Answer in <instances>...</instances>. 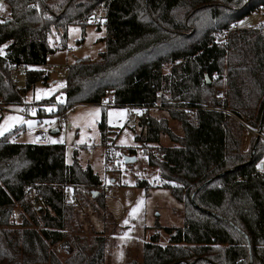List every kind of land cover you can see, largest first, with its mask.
Segmentation results:
<instances>
[{"label":"trees","instance_id":"16d2710c","mask_svg":"<svg viewBox=\"0 0 264 264\" xmlns=\"http://www.w3.org/2000/svg\"><path fill=\"white\" fill-rule=\"evenodd\" d=\"M1 1L8 8L0 19L1 105H33L23 95L48 80L36 67L56 51L51 34L62 39L71 24L84 29L103 5L105 51L71 66L67 107L98 105L111 94L115 106L144 107L138 116L144 143L159 142L161 134L173 142L156 148L161 157L149 153L147 163L158 168L162 186L181 205L183 223L163 228L166 245L152 234L142 259L124 264H264V142L253 137L241 149L244 124L264 128V28L231 29L264 0ZM7 63L29 67L24 88L10 81ZM165 64L171 65L168 73L162 72ZM219 88L222 100L215 97ZM152 107H164L182 134L151 116ZM38 113L46 115L42 108ZM98 127L103 142L104 115ZM10 135L0 137V264H106L105 236L66 232L76 204L106 210L103 192L92 197L91 188L102 184L99 176L76 156L67 164L61 143H16ZM66 187L76 204L65 199ZM27 190L35 193L25 198ZM14 204L23 211L18 228L9 224ZM66 237L73 251L61 259L54 246Z\"/></svg>","mask_w":264,"mask_h":264},{"label":"rangeland","instance_id":"374dc122","mask_svg":"<svg viewBox=\"0 0 264 264\" xmlns=\"http://www.w3.org/2000/svg\"><path fill=\"white\" fill-rule=\"evenodd\" d=\"M7 5L0 0V19L7 16ZM238 28L259 26L264 28V6L256 12L244 16L237 22ZM106 28L95 27L88 21L84 29L79 24L67 27L66 36L51 34L49 44L62 40L65 47L59 48L48 55L46 63L67 62L74 64L79 59L94 61L99 53L106 48ZM224 34L220 35L222 39ZM82 44V46H80ZM45 71V65L36 67ZM170 64L162 67L163 73H168ZM50 76L46 83L37 81L24 92L23 100L31 103L36 110L42 108L44 116H24L21 111L24 105H9L0 109V126L7 130L0 134L10 135V141L16 143H61L65 148V162L72 163L76 156L82 168L90 166L101 179V185L93 192H103L106 210H94L91 204L81 207L72 199V190L65 188V199L75 205L74 213L66 232L78 234L90 239L95 235H103L107 239L104 262L106 264H124L126 261L142 259L143 245L149 242L154 233H158L159 244L168 243V234L164 227H178L183 223L182 207L172 197L170 191L162 186L159 170L149 166L147 155L155 154L159 146H173L166 134H161L159 142L148 144L142 140L145 129L139 125V117L128 119L129 110L126 106H109L103 108L96 104L79 103L69 106L65 119L58 122L53 114L56 106L42 101L56 98L64 94L65 81ZM26 76L22 75L16 84L24 88ZM220 91L221 88L217 89ZM49 109H52L49 111ZM99 111H95V110ZM134 112V111H133ZM149 114L155 119H165L167 126L175 135L182 134V128L176 120L169 117L164 107L149 109ZM104 115L108 134L103 142L100 139L99 122ZM18 116L19 121H7L8 117ZM28 122H32L31 125ZM53 129L58 130L52 132ZM135 135H139L136 140ZM251 136L244 128L242 150L250 146ZM134 150L130 154L129 150ZM124 155L135 156V160L126 163ZM145 181L146 186H138L137 182ZM155 181L157 182L154 185ZM35 193V192H34ZM33 193V194H34ZM96 194V195H97ZM12 220L9 224L18 228L20 214L23 213L19 204L12 207ZM22 215V214H21ZM127 221V223H125ZM12 228V227H11ZM70 237H66L54 246L59 258L72 253Z\"/></svg>","mask_w":264,"mask_h":264},{"label":"built area","instance_id":"2783aa9c","mask_svg":"<svg viewBox=\"0 0 264 264\" xmlns=\"http://www.w3.org/2000/svg\"><path fill=\"white\" fill-rule=\"evenodd\" d=\"M90 23L92 25H94L95 27H104L106 28L107 25V7H104L103 5H100L98 7H96L93 10V13L90 17ZM238 28V25H232L231 29H236ZM80 46H82V44H80ZM53 50H57L59 48H63L65 47V43L63 41H58L56 42L54 45H51ZM0 52H2V50L0 49ZM45 65V71L43 74H45L48 79L50 76H54V80L55 79H63L65 81V84L67 82V78L70 72V68L73 64H69L67 62H60V63H46ZM6 68L9 74V78L10 81L13 84H17L21 78L22 75H25L26 71L29 69V67L27 65L24 64H15V63H7L6 64ZM48 81V80H47ZM222 90V89H221ZM160 94V93H158ZM215 97L218 99H224L225 95L223 91L220 90H216L215 92ZM105 101H107V103H105ZM52 105L58 107V106H62V109L53 114L54 117H56L58 122H61L65 119L67 110L69 109V107H67V100L65 95L63 94L62 96L55 98L54 100H52L51 102ZM99 106L106 108L109 106H115L114 104V100H113V96L111 94H107L106 96L102 97L100 100V103L98 104ZM209 106H212L211 104H209ZM6 106H3L0 104V109H4ZM129 110H131L130 112H128V119H131L133 117H138L139 115L142 114L144 107H136V106H126ZM152 108H157V107H152ZM150 108V109H152ZM134 111V112H133ZM21 113L24 116H38V110L35 109L34 105H29L28 107L24 106V109L21 111ZM244 128L247 130V132L253 136L256 137L258 139H260L261 141L264 142V128L258 129V128H252L246 124H244ZM156 157H161V153L157 152ZM157 182L155 181L154 185H156ZM33 190L32 191H26L25 194V198H28L29 196H31L33 194ZM74 198V196H72V199ZM10 219L12 220V215L10 216Z\"/></svg>","mask_w":264,"mask_h":264},{"label":"water","instance_id":"95a60500","mask_svg":"<svg viewBox=\"0 0 264 264\" xmlns=\"http://www.w3.org/2000/svg\"><path fill=\"white\" fill-rule=\"evenodd\" d=\"M205 77H206V81L209 83L210 80H209L208 76L206 75ZM259 129H261V127ZM52 132H57V130L56 129L55 130H52ZM134 160H135V156L134 155L133 156L124 155V161L126 163H130V162H132ZM260 167H262V164H260ZM96 194H97V192H92V197L96 196Z\"/></svg>","mask_w":264,"mask_h":264},{"label":"snow or ice","instance_id":"6c2138e0","mask_svg":"<svg viewBox=\"0 0 264 264\" xmlns=\"http://www.w3.org/2000/svg\"><path fill=\"white\" fill-rule=\"evenodd\" d=\"M0 54H3L2 52H0ZM105 103H107V101H105ZM52 109H49V111H51ZM95 111H99L98 109L95 110ZM21 118L18 117V116H13V117H8L7 120H6V124H7V121H19ZM30 125L32 122H28ZM7 130L6 127L4 126H0V134L3 133V131ZM125 223H127V221H125Z\"/></svg>","mask_w":264,"mask_h":264},{"label":"crops","instance_id":"0c3cea01","mask_svg":"<svg viewBox=\"0 0 264 264\" xmlns=\"http://www.w3.org/2000/svg\"><path fill=\"white\" fill-rule=\"evenodd\" d=\"M53 130H55V129H53ZM58 131V130H57ZM40 142H42V141H40Z\"/></svg>","mask_w":264,"mask_h":264}]
</instances>
